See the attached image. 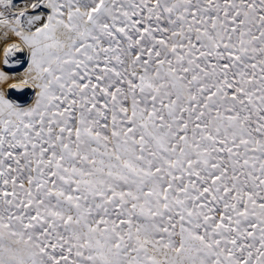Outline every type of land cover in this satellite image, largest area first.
Instances as JSON below:
<instances>
[{
  "label": "snow or ice",
  "instance_id": "6c2138e0",
  "mask_svg": "<svg viewBox=\"0 0 264 264\" xmlns=\"http://www.w3.org/2000/svg\"><path fill=\"white\" fill-rule=\"evenodd\" d=\"M0 264H264V0H0Z\"/></svg>",
  "mask_w": 264,
  "mask_h": 264
},
{
  "label": "bare ground",
  "instance_id": "6f19581e",
  "mask_svg": "<svg viewBox=\"0 0 264 264\" xmlns=\"http://www.w3.org/2000/svg\"><path fill=\"white\" fill-rule=\"evenodd\" d=\"M22 98H25V99H26V98H27V96L25 95V96H24V97H22Z\"/></svg>",
  "mask_w": 264,
  "mask_h": 264
},
{
  "label": "rangeland",
  "instance_id": "374dc122",
  "mask_svg": "<svg viewBox=\"0 0 264 264\" xmlns=\"http://www.w3.org/2000/svg\"><path fill=\"white\" fill-rule=\"evenodd\" d=\"M14 95H18V94H14ZM23 99H25V98H23Z\"/></svg>",
  "mask_w": 264,
  "mask_h": 264
}]
</instances>
